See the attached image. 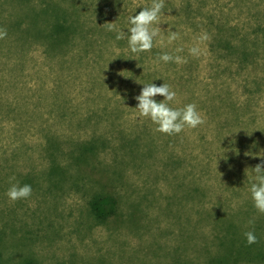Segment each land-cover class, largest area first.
I'll return each instance as SVG.
<instances>
[{"label":"rangeland","instance_id":"rangeland-1","mask_svg":"<svg viewBox=\"0 0 264 264\" xmlns=\"http://www.w3.org/2000/svg\"><path fill=\"white\" fill-rule=\"evenodd\" d=\"M92 3L105 19L66 54L6 27L15 11L0 4V264H206L221 229L207 219L217 197L197 190L208 182L222 196L234 183L240 194L227 196L236 211L223 218L242 221L249 176L264 163V0H164L153 25L160 36L138 56L128 48L129 17L152 0ZM169 30L179 32L172 44ZM203 33L210 39L193 57ZM226 39L233 47L247 39L257 58L242 60ZM164 53L186 62L158 61ZM159 80L177 93L172 107L195 104L205 123L155 132L135 97ZM16 183L31 196L10 201ZM111 195L117 215L100 220L92 203Z\"/></svg>","mask_w":264,"mask_h":264},{"label":"trees","instance_id":"trees-1","mask_svg":"<svg viewBox=\"0 0 264 264\" xmlns=\"http://www.w3.org/2000/svg\"><path fill=\"white\" fill-rule=\"evenodd\" d=\"M79 0H0L3 9L10 7L15 11V20H4V25L21 35L22 37L35 35L45 38L48 42V49L51 52L60 51L68 53L76 46V38L85 36L95 32V25L105 19V11L103 5L92 3L94 0L84 2ZM104 1V0H103ZM118 1V0H117ZM96 8V10H94ZM8 17V16H6ZM28 17L34 20L35 26L28 21ZM94 17V18H93ZM95 19V20H94ZM34 23H32L34 25ZM264 32V28L262 29ZM264 35V34H263ZM226 46L234 52H240L242 60L254 61V51L251 52L248 46V40L242 39L240 47H233L231 40L226 39ZM159 86L164 82L158 81ZM228 176L231 175L227 171ZM235 174V173H234ZM236 175V174H235ZM256 174H252L253 182ZM232 186L225 189V192L239 193L240 188ZM245 184V188L246 186ZM197 192L203 193L209 200L211 196L217 197L213 208L207 207V219L214 217L220 222L217 227L221 229L217 240L219 241V249L214 253L210 247L204 253V261L206 264H264V214L259 213L254 207L252 199L244 201V211H246V219L237 221L235 219H224L236 209L230 205V198L227 193L222 196L215 195L212 186L207 182L202 188L199 187ZM232 194V193H230ZM234 195V194H232ZM251 195V194H250ZM219 197V198H218ZM118 203L114 196H100L92 203V210L96 217L100 220H106L112 216H116L118 212ZM260 215L259 217L253 214ZM226 215V216H225ZM249 221H254L250 224ZM254 231L259 242L248 245L244 233ZM201 258V255L199 256ZM208 259V260H207Z\"/></svg>","mask_w":264,"mask_h":264},{"label":"clouds","instance_id":"clouds-1","mask_svg":"<svg viewBox=\"0 0 264 264\" xmlns=\"http://www.w3.org/2000/svg\"><path fill=\"white\" fill-rule=\"evenodd\" d=\"M164 7V0H152L151 6L144 7L138 14L129 17L130 27L128 28L127 41L131 53L138 56L140 53L150 52L152 50L154 40L161 33V29L159 27H153V25L160 23V16ZM103 26L108 31H115L117 33V40L125 39V33L116 28L115 22L105 23ZM6 36L7 30L0 28V39H4ZM167 39L168 43L172 44L179 39V32L169 30ZM209 39L210 37L207 33L200 35L197 38L198 43L189 48V54L198 58L202 54L199 44ZM182 51L183 48L176 49L177 53ZM158 61H163L164 63L174 62L178 65L186 62L182 56H174L169 53L160 55ZM137 66L140 67L139 64ZM120 74L122 75V73ZM137 82L139 83L138 80ZM143 85L140 94L135 97L138 102L135 108L138 110L139 117L150 119L156 126L154 128L155 132L166 135H177L186 128L195 129L205 123L204 117L197 110L195 104H187L180 108L171 106L176 101L177 93L171 89L169 84L163 83L157 86L155 83H146ZM157 96H161L164 99L157 101ZM245 155L248 154L245 153ZM252 170L256 176L255 182L251 184L249 189L251 199L256 210L264 214V163L257 164ZM245 171L247 174V169ZM11 180H15V177H12L10 182ZM31 194L32 188L30 185L25 184L20 186L18 183L12 184L6 193L12 202L27 199ZM249 223L252 224L254 221H249ZM244 236L249 246L259 242L254 231H247L244 233Z\"/></svg>","mask_w":264,"mask_h":264}]
</instances>
